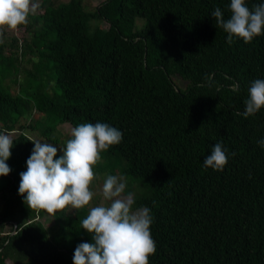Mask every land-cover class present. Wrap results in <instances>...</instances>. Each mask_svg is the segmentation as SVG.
Wrapping results in <instances>:
<instances>
[{
    "label": "trees",
    "instance_id": "trees-1",
    "mask_svg": "<svg viewBox=\"0 0 264 264\" xmlns=\"http://www.w3.org/2000/svg\"><path fill=\"white\" fill-rule=\"evenodd\" d=\"M260 3L246 0L250 9ZM37 5L18 26L21 38L0 43V132L13 140L12 171L0 176V264H73L76 247L94 242L72 224L60 239L50 236L18 191L34 148L24 130L58 144L49 138L56 119L122 131V142L102 154L118 158L122 175L147 183L133 208L151 209L149 264H264V148L257 144L264 107L242 115L252 82L264 79V34L229 43L212 12L219 7L229 18L230 0ZM33 109L44 118L30 117ZM21 117L28 122L19 124ZM221 141L227 165L206 168Z\"/></svg>",
    "mask_w": 264,
    "mask_h": 264
},
{
    "label": "clouds",
    "instance_id": "clouds-1",
    "mask_svg": "<svg viewBox=\"0 0 264 264\" xmlns=\"http://www.w3.org/2000/svg\"><path fill=\"white\" fill-rule=\"evenodd\" d=\"M37 7L33 0H0V43H3L5 29L15 30L27 24ZM228 7L229 18L225 19L219 7L212 12V17L216 27L228 34L229 43L233 37L250 43L264 34V3L250 9L246 0H230ZM244 103L242 115L245 118L264 107V79L252 82ZM71 136L58 159L55 158L57 147L29 139L34 142V148L27 159V170L20 173L18 190L29 208L54 215L67 206L80 209L89 205L96 195L90 188L96 178L94 166L101 161L102 152L123 140L121 130L103 122L82 123L72 129ZM257 144L264 148V138ZM12 147L11 134L0 132V176L12 171L6 163L12 155ZM228 159L221 141L212 146L211 154L203 163L206 168L223 171ZM126 187L123 177L107 176L102 197L110 203L92 207L82 220V228L93 234L94 242H83L76 247L73 264H149V257L156 252V241L150 231L153 223L151 209L147 206L134 209V194L126 193Z\"/></svg>",
    "mask_w": 264,
    "mask_h": 264
},
{
    "label": "rangeland",
    "instance_id": "rangeland-1",
    "mask_svg": "<svg viewBox=\"0 0 264 264\" xmlns=\"http://www.w3.org/2000/svg\"><path fill=\"white\" fill-rule=\"evenodd\" d=\"M40 0H33L34 4H38ZM62 1V0H56ZM67 1V0H63ZM101 1L103 0H82L83 4L87 7L88 10H93ZM138 25L141 24L140 21L136 22ZM99 26L102 28H106L107 24L105 22H100ZM23 29L18 27L15 30L5 29L3 34V43L9 42L11 37H19L21 38ZM6 50V47L4 48ZM176 82L181 87L184 86V82L176 79ZM11 91H15V86L11 84ZM57 92V91H56ZM33 119L42 120L44 118V113L39 111L36 112L33 109L32 114L30 115ZM28 117H21L19 120V124H24L28 122ZM56 128L52 135L49 138L54 139L55 137L59 138L58 144H52L53 146L57 147L58 153L57 157L63 155L62 148L66 146V142L68 141V137L71 136L72 126L65 122L59 124L58 120L56 119V124L52 123ZM24 132L29 135L34 140H40L42 142H47L46 139L41 137L36 130L25 129ZM55 157V158H57ZM101 161L94 166V171L96 173V178L93 180L90 188L96 195L93 197L92 201L89 205L80 208L74 209L71 206H67L65 209L60 212V214H49L45 210L38 209L37 218L38 220L44 225L45 229L47 230L48 234L55 239H60L62 234L64 235L65 229L72 224L75 229H71L72 231L76 232L77 234L85 229L82 228V220L86 218L90 209L94 206H98L101 203L109 204L110 201H105L102 197V186L107 178L108 175H117L123 177L126 180L127 187L126 193L130 192L134 194V199L143 198L148 194L149 188L147 187V183L141 179H133L130 177H126L119 172L118 168V158L116 156L113 157H106L101 153ZM56 224V226H55ZM68 229V228H67ZM87 231V230H86ZM88 232V231H87ZM71 237V235L69 236ZM7 264H14L12 260H6Z\"/></svg>",
    "mask_w": 264,
    "mask_h": 264
},
{
    "label": "water",
    "instance_id": "water-1",
    "mask_svg": "<svg viewBox=\"0 0 264 264\" xmlns=\"http://www.w3.org/2000/svg\"><path fill=\"white\" fill-rule=\"evenodd\" d=\"M16 227V226H15Z\"/></svg>",
    "mask_w": 264,
    "mask_h": 264
}]
</instances>
